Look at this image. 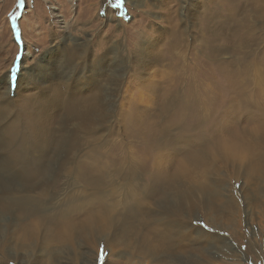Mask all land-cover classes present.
<instances>
[{"label": "bare ground", "instance_id": "obj_1", "mask_svg": "<svg viewBox=\"0 0 264 264\" xmlns=\"http://www.w3.org/2000/svg\"><path fill=\"white\" fill-rule=\"evenodd\" d=\"M124 2L144 7L148 12L151 11L149 4L154 5L162 11L160 23L163 26L160 29L152 27L149 32L135 36L124 51L119 45L106 49V55L101 58L90 56L91 44L60 52V62H65L62 66L60 64L61 70L58 69L57 75L53 77L49 62L44 67L36 65L29 72L23 71L21 67L22 71L14 88L9 77L0 81L1 142L7 139L5 134L15 136L14 129H9L7 120L18 110L20 115L15 117L27 123L26 130L33 134L34 144H45V137L56 136L57 130H60L64 138L59 148L66 145V156L63 157L65 167L72 177H83L82 184L86 187L85 195L78 199L81 208L79 204H73L66 198L70 208L64 209L62 206L52 219H49L47 207L38 208L28 203L33 198L28 194L11 200L13 192L32 193V187L22 186V190H19L11 188L8 183L0 187V207L6 204L16 207L13 223L7 224L9 232L0 233V264H92L93 261L97 264L102 255L101 249L104 254L114 255L119 249L123 253L122 247L126 249L123 254L126 264H167L172 249H187L189 252V249L211 239L213 236H209L210 233L195 226L189 218L186 221L192 226L186 227L181 234L180 231L176 233L180 235L167 236L165 209H148L146 212L149 200L152 199V190L144 189L142 197L138 195L140 198L131 192L122 196L114 190H108L103 175L90 174L87 170V157L92 154H86V151L75 153L78 146L87 148L88 143H101L106 124L117 111H129L131 119L137 117V124L142 123L141 119L150 112L155 113L158 109L161 112L163 109L166 115L169 113L167 118L172 119L171 123L182 126L184 134L181 139L186 145H193L191 143L195 139L206 148L215 144L222 150L215 152L205 148L200 153L194 152L193 158L188 159L189 162H182L177 168V176L183 177L189 186L184 193L185 203L207 207L213 223L224 222L233 214L237 217L236 207L228 206L224 211L212 210L207 206L206 200L208 196L221 202L225 198L222 192L227 190L221 183L218 174L220 169L225 170L231 181H241L246 201L249 252L264 264V244L259 245V237L264 229V111H260L261 120L247 129L248 134L245 132L247 146L244 152L231 150V146L238 145H232L237 137L232 134L235 119L232 117L233 109L243 110L252 92L263 94L264 0ZM108 11L110 14L111 11ZM100 46L102 50V45ZM77 55L81 69L75 73L73 58ZM174 66L179 67L178 71L172 69ZM188 80L193 85L185 89L182 87V92L186 95H180L181 84ZM130 83L136 84V87H130ZM34 90H37V95L42 100L38 101L37 95L30 93ZM193 94L196 99L191 98ZM108 96L112 97L110 110L107 109ZM167 118L165 117V122L169 123ZM57 123L59 128L54 127ZM144 126H147V122ZM24 128L19 127L21 130ZM188 131L194 133L190 135ZM168 134L167 127V139L170 136ZM219 155L223 159L220 162L223 163L218 162L220 159L215 161ZM45 157H39L38 162L42 168L45 167ZM90 168L97 169L95 160ZM166 168L164 163L155 166L159 175L167 173ZM23 177H39L33 179L41 181L44 186L41 194L48 195L44 190L48 187L46 175ZM91 179L96 182L100 191L91 187ZM162 183H165V179ZM128 218L134 219L135 224L127 225ZM44 232L47 233L46 236H43ZM10 239H18L19 242L12 247L15 252L7 255L4 248L10 245ZM59 243L69 246L63 252V257L53 253ZM250 257L247 256V260H251Z\"/></svg>", "mask_w": 264, "mask_h": 264}, {"label": "rangeland", "instance_id": "obj_2", "mask_svg": "<svg viewBox=\"0 0 264 264\" xmlns=\"http://www.w3.org/2000/svg\"><path fill=\"white\" fill-rule=\"evenodd\" d=\"M124 1L24 0V3L20 4V0H0V81L9 77L10 84L14 88L22 69L29 72L33 70L34 66L43 65L44 67L49 62L52 68L50 74L53 77V75H57L58 69L61 70L60 67L65 62H60V52H68L72 48L78 49L83 45L91 44L90 56L101 58L106 55V49L119 45L124 51V48L130 46V40L135 36L149 32L152 27L153 29H160L163 26L160 23L162 11L160 12L154 5L149 4L151 11L148 12L144 7H137L131 3L126 4ZM108 10L111 11L110 14ZM100 44L102 45V50ZM73 63L75 64L74 72L77 73L81 69L78 55L73 58ZM172 69L178 71L179 67L174 66ZM12 71H15V73L13 74ZM9 74L10 76H8ZM183 83L179 89L180 95H186L182 92V87L185 89L187 86L193 85V82H190V80L183 81ZM129 86L136 87V84L130 83ZM195 86L197 85L195 84ZM14 91L12 90V92ZM30 93L36 96L37 90ZM262 93L259 95V93L252 92L249 102L246 105L244 104L243 110L239 111L238 108L233 109L232 117H235V119L232 124V134H234V137H238V139L235 137V142H232V145L238 144L231 146L233 152H244L247 146L244 139L246 134H248L247 129L254 127L253 125L261 120L260 111H264V88ZM193 96L194 94L191 98L196 99ZM37 98L38 101L43 99L39 95H37ZM111 98V96L106 98L108 110H110ZM117 112V114L112 115L111 121H109L111 123L109 124L108 122L106 124L103 141L101 143H94L97 149L93 144L90 145L89 143L87 144V148L85 146H78L75 149L76 154H81L85 151L86 154H92V156L87 157L88 159L86 158L88 172L98 176L103 175L106 188L109 187L107 188L108 190H114L115 193L117 192V194L122 196L131 192L142 197L144 189L152 190V199L149 200L150 205L147 207L146 212L158 208L160 210L165 209L167 212V236L180 235L186 227L194 224L201 229H205L207 233H210L209 236L215 237H211L212 241L211 239L204 241V247L200 244L198 247L189 249V252H187V249H184L185 251L172 249L167 264H262L254 256L250 255L249 252L250 249L246 237V201L243 190L244 186L241 181H231L228 175H226L225 170L220 169L218 174L224 189L227 190L222 192L225 198H222L221 202L214 201L211 196H208L206 204L212 210L217 211L220 209L224 211V208H228V206L236 207L238 214L236 217V214H233V216L230 213L232 216L228 218L229 220L227 219L228 221L213 223L207 207L185 203L184 193L189 186L186 185L183 177L177 176V168H179L180 164L182 162H189L188 159L193 158L192 154L194 152L200 153L205 150L206 146L200 145L201 143L196 142L195 139L192 140L191 144L193 145H186L181 139L184 134L182 133V126L179 123H171L172 119L167 118L169 113L167 112L166 115L163 109L162 112L159 109L156 112L154 111L155 113L150 112L144 119H141L144 125L147 122V126H144L142 123L136 124L137 117L134 116L131 119L128 115L129 111ZM19 113L20 110L11 115L10 117L12 118H8L7 120L10 125L8 127L9 129H14L15 136L9 135L10 133L5 134L4 136L7 139L4 137V142L0 140V162H3L0 163V180L2 179L0 187L7 185V183L11 188L19 190H22V186L32 187L34 190L32 193H25L24 191L13 192L10 196L11 200H16L18 197H24V194H28V196L33 197L28 200V203L38 208L47 207L49 219H52V216L62 206L64 209L70 208L65 200L66 198L73 204H79V208H81L78 199L86 193V187L84 188L82 184L84 178L78 176L72 177L68 168L65 167L63 157L66 156V150L64 149L66 145L64 144L62 148H59L64 134H61L62 132L57 130L56 136L44 138L45 144H34L35 138L33 134L26 130L27 123L15 117L17 114L20 115ZM60 114L62 116V112ZM165 117L169 123L165 122ZM129 122H133L134 124ZM22 126L25 127L24 130H21L23 129ZM54 127L59 128V124H55ZM167 127L168 135H170L168 139ZM188 133L192 135L194 132L188 131ZM189 148L190 151H187ZM206 149H212L215 152L222 151L215 144ZM40 156H46V161H43L46 162L44 168L38 162ZM217 159H220L219 163H223L220 162L223 160L220 155L217 156L215 161ZM94 160L97 162V169L90 168V164ZM210 162L213 163V161ZM160 163H164L167 167V173L163 175H159L155 169V166ZM61 164L63 165L61 166ZM52 170L54 171L53 173ZM34 174L46 175L45 182L48 187L44 190L48 195L41 194L42 187H44L41 181L33 179L39 177H23ZM88 176L94 178L91 175ZM164 179L165 185L162 183ZM4 181L7 182L4 183ZM90 181L91 187L96 191H100L96 182L93 179ZM26 182L29 183L27 184ZM14 184L18 185L15 186ZM181 190L183 191V195L181 194ZM230 195L234 196L231 197ZM14 210H16V207L13 204H6L0 207L1 234L9 232L7 224L13 223ZM188 218L193 224L186 221ZM234 218L237 219V222H235L236 219L233 220ZM126 221L127 225L135 224L132 218H128ZM177 232L180 234H176ZM46 235L47 233L44 232L43 236ZM259 239V245L261 246L264 244L262 242L264 241V229ZM18 242V239H10V245L4 248L7 255L15 252V249L12 247ZM205 242L207 243L205 244ZM67 249H69L67 244L59 243L53 253H56L59 257H63V252H66ZM122 250L124 251L123 253L119 249L117 254H105L103 264H126L123 257L126 249L122 247ZM247 256H251V260H247ZM1 258L0 254V260ZM100 259L97 261V264H101ZM94 263L93 261L92 264ZM9 264L16 263L10 262Z\"/></svg>", "mask_w": 264, "mask_h": 264}, {"label": "snow or ice", "instance_id": "obj_3", "mask_svg": "<svg viewBox=\"0 0 264 264\" xmlns=\"http://www.w3.org/2000/svg\"><path fill=\"white\" fill-rule=\"evenodd\" d=\"M24 3V0H20V4H23ZM101 252H102V255H101V264H103V260H104V250L101 249Z\"/></svg>", "mask_w": 264, "mask_h": 264}]
</instances>
